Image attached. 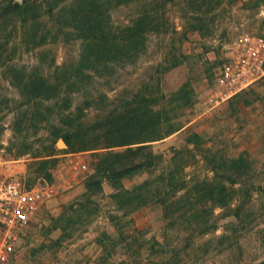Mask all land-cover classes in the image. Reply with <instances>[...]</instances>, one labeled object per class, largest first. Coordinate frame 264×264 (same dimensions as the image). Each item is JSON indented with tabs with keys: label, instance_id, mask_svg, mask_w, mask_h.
Segmentation results:
<instances>
[{
	"label": "rangeland",
	"instance_id": "1",
	"mask_svg": "<svg viewBox=\"0 0 264 264\" xmlns=\"http://www.w3.org/2000/svg\"><path fill=\"white\" fill-rule=\"evenodd\" d=\"M51 2V12L44 3L27 14L38 20L25 34L23 15L0 16V172L28 186L69 182L35 212L9 264H264V75L217 106L207 100L227 43L260 29L264 0ZM72 7L98 16L97 33L108 39L87 50L91 62L78 63L84 33ZM135 24L139 33L125 32ZM64 110H74L75 147L57 133ZM82 140L117 144L112 150L151 143L154 156L90 188L96 153L106 149ZM75 155L85 169L72 168ZM202 176L206 196L174 204V189ZM137 184L131 203L115 196ZM192 206L216 227L190 225Z\"/></svg>",
	"mask_w": 264,
	"mask_h": 264
},
{
	"label": "built area",
	"instance_id": "2",
	"mask_svg": "<svg viewBox=\"0 0 264 264\" xmlns=\"http://www.w3.org/2000/svg\"><path fill=\"white\" fill-rule=\"evenodd\" d=\"M264 75V21L258 31H243L225 47L207 100L214 107L247 88ZM72 168L83 170L78 156L70 159ZM69 184L58 178L42 179L28 186L18 178L0 172V264L15 256L23 231L35 212Z\"/></svg>",
	"mask_w": 264,
	"mask_h": 264
},
{
	"label": "trees",
	"instance_id": "3",
	"mask_svg": "<svg viewBox=\"0 0 264 264\" xmlns=\"http://www.w3.org/2000/svg\"><path fill=\"white\" fill-rule=\"evenodd\" d=\"M96 1L97 0H92L93 3H95ZM44 3L47 6V11L51 12L53 7H54V4H52L51 0H46L45 2L39 1V0H22V1L6 0L5 3L0 4V16L5 18L9 15L16 14V13L23 15L22 19H21V23L19 24V28H20V33L25 34V33H27V30H28V22H31V21L33 22L35 20H38L36 18V16H34V15L30 16V14H29V16H27V14L30 13V11L32 12L34 9H37L40 12V8L43 7ZM70 10H72L76 15L75 21H76V26L78 27V31H83V33H84L83 36H81L79 34L82 37L83 50L80 53L78 63L81 64L83 61L91 62L93 60V57L95 59V56H92L89 54V52H88V51H90L89 48L92 47L94 44L102 46V45H104V43L108 39H106L104 37L103 33L102 34L97 33L99 30H101L98 26V21H97L98 16H95L93 18V20H90L91 15H86L84 10H81L79 12V14H78V12H76L77 8L75 9V7H72ZM147 15L145 17L141 18L138 22L146 23L145 18H149ZM128 27L129 28H126L125 32H129L132 29H135L132 31V33L133 34L139 33V29H138L136 24L131 26V27L130 26H128ZM103 30H104V28H103ZM103 30H101V31H103ZM116 43L118 44L119 41H116ZM121 43H122V46H125V43L123 44V41H121ZM82 71L86 76L89 75L88 74L89 72H86L85 70H82ZM39 77L46 79L43 76H39ZM35 78H37V77H35ZM71 82L74 83L75 80H72ZM49 89H50L49 87H46L44 90L45 94H44V96H41V97L49 98L51 95L48 94L49 92L46 93ZM40 93H42V89H41V92H39L38 94H35V97L40 95ZM30 100H33V98H30L29 101ZM73 112H74V110H64V112L61 113V121H62L64 126H63V128L61 127L62 129L57 132L60 136H62L64 138V140L67 142V144L69 146H72V147L74 146V142L71 139L74 138V139H80L81 140L80 136H77L75 134H73V136L71 135L73 132L70 129V127L73 126L75 123V119L72 117ZM38 121H47V119L42 118ZM175 130L176 129L170 130V131L166 132L164 135L157 136L155 139L162 138L165 135H168ZM124 143L132 144L135 142L129 141V142H123L120 144H124ZM113 145H117V144L96 142L92 146H89L88 143L86 144L82 140V142L80 144L81 147H86V148H91V149H93V148L94 149L95 148H105L106 149L104 151H100V152L96 153V154H98V157L95 159V165H96L95 170H96V172H93L89 175L88 180L85 183V185L87 187H90V188L101 187L102 186V180L106 176L119 178V177H122V176L132 172V171L148 167V165H149L148 163H151L150 161L152 160V158L154 156V151L151 147V143H140V144H136V145H129L126 148H123L121 150H112ZM47 147H49L51 150L54 149L53 143H49L47 145ZM240 157L239 156L238 157H232V158H230V160H232L233 162H236L237 158H240ZM240 175H242V174H240ZM196 178L192 177V178L188 179L190 182L188 181L187 184L181 186L183 188L189 187L186 189V191L184 193L181 194V192H180L181 187H179V188L177 187L174 189V192L172 195L175 199L174 204H176L178 202H180L182 205L185 203L192 204L195 200V197L200 194V191L203 192L204 195L206 196V188H207L206 186L209 184L206 181L207 179L204 176H202V178H199V177H196ZM235 183L236 182L232 181L231 183L228 184V186H229V188L238 191L239 188L235 187V185H236ZM138 186H139V184L135 185L131 189L123 188L120 191H118V193H115V196H119V195L124 196L126 199L125 200L126 203H131L133 200L136 199L133 197V193L137 190ZM218 191H219V188L216 189L215 187H212V189L209 191V193L211 195L210 197L212 199L213 198L216 199L217 197H219L220 195H219ZM234 193H237V192L233 191L231 193V195H235ZM229 198L233 199L234 197L229 196ZM158 201H159L158 203H160L162 206H164L165 209L167 208V206H168V199L167 198H162V199H159ZM225 204H227V202H225ZM171 205L172 204L169 203V206H171ZM182 207H185V206H182ZM197 210L198 209H196L194 211V206H192V208H191L192 214H191L190 219L188 220V223L190 225H192L193 223H201V224H205V226H206V223H208L207 221L209 220L212 223V225L206 226V229H207V227H209V229L212 230L213 227H216V226H214L215 224L212 220H210V218L206 219L205 215L199 214Z\"/></svg>",
	"mask_w": 264,
	"mask_h": 264
},
{
	"label": "water",
	"instance_id": "4",
	"mask_svg": "<svg viewBox=\"0 0 264 264\" xmlns=\"http://www.w3.org/2000/svg\"><path fill=\"white\" fill-rule=\"evenodd\" d=\"M18 1H22V0H18ZM59 143H60V144H65V141L63 140V138H60V139H59Z\"/></svg>",
	"mask_w": 264,
	"mask_h": 264
}]
</instances>
